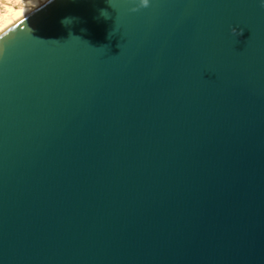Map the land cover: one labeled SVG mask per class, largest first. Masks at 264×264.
Here are the masks:
<instances>
[{"label":"water","instance_id":"1","mask_svg":"<svg viewBox=\"0 0 264 264\" xmlns=\"http://www.w3.org/2000/svg\"><path fill=\"white\" fill-rule=\"evenodd\" d=\"M133 7L0 35V264H264V8Z\"/></svg>","mask_w":264,"mask_h":264},{"label":"bare ground","instance_id":"2","mask_svg":"<svg viewBox=\"0 0 264 264\" xmlns=\"http://www.w3.org/2000/svg\"><path fill=\"white\" fill-rule=\"evenodd\" d=\"M49 0H26L25 3L17 4L14 0H0V12L4 14L5 20V31L0 32V35L5 33L11 27L8 26L9 16L12 17L14 21L18 20L19 18L16 17L15 13H11L10 9H21L23 11V18H25L30 13L37 10L39 7L47 3ZM17 24L13 23L12 27Z\"/></svg>","mask_w":264,"mask_h":264},{"label":"snow or ice","instance_id":"3","mask_svg":"<svg viewBox=\"0 0 264 264\" xmlns=\"http://www.w3.org/2000/svg\"><path fill=\"white\" fill-rule=\"evenodd\" d=\"M17 4L25 3L26 0H14ZM11 13H15L16 17L19 18L18 20L14 21L11 16H9L8 26L12 27L13 23H22L23 11L21 9H10ZM5 31V20L3 12H0V32Z\"/></svg>","mask_w":264,"mask_h":264},{"label":"clouds","instance_id":"4","mask_svg":"<svg viewBox=\"0 0 264 264\" xmlns=\"http://www.w3.org/2000/svg\"><path fill=\"white\" fill-rule=\"evenodd\" d=\"M132 2L135 4V7H133L131 9V11L135 12L141 8H147L150 6V4L152 3V0H132ZM258 4L260 7L264 8V0H257ZM109 4L111 5V3L109 2ZM101 16H103L104 18H108V13L105 11H101ZM242 34V31L239 32L238 35Z\"/></svg>","mask_w":264,"mask_h":264}]
</instances>
